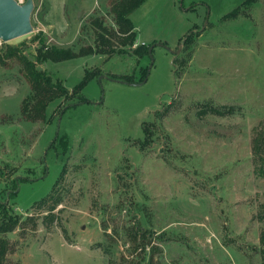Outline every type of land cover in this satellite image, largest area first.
Listing matches in <instances>:
<instances>
[{
	"label": "rangeland",
	"instance_id": "obj_1",
	"mask_svg": "<svg viewBox=\"0 0 264 264\" xmlns=\"http://www.w3.org/2000/svg\"><path fill=\"white\" fill-rule=\"evenodd\" d=\"M110 10L63 20L60 0H35L32 34L0 41V220L23 221L0 234L6 264H264V0H147L126 49ZM153 45V63L133 53ZM91 47L128 53L43 61L68 95L23 115L17 56ZM58 181L47 226L31 208Z\"/></svg>",
	"mask_w": 264,
	"mask_h": 264
},
{
	"label": "trees",
	"instance_id": "obj_2",
	"mask_svg": "<svg viewBox=\"0 0 264 264\" xmlns=\"http://www.w3.org/2000/svg\"><path fill=\"white\" fill-rule=\"evenodd\" d=\"M146 1L147 0H117L111 6L110 13H112L115 17L116 25L118 26L117 36L121 37H118V39L125 49L134 48V45L137 40L136 27L134 26L129 17ZM95 25L100 26L104 30V32H108L105 26H103L98 21H95ZM110 35L112 36L115 34L110 33ZM100 38L102 41H104L103 44H106L109 41L107 35H100ZM17 52L14 51L12 54ZM115 53H128V51L125 52V50H119L117 52L113 47H110L108 51L91 47L88 49H81L79 52H75L71 49L52 48L49 51L41 50L38 57L33 59L29 58L26 54H20L18 56L17 54H15L14 56H17L25 65V68L27 70V77L31 83L33 91L32 105L29 108L27 104L28 102H26L27 105L24 104V106L22 107L23 115L27 116L33 122H36L38 120H45L46 111L49 105L53 103L57 98H60V95H68L67 89H59L55 87L52 82L45 76V73L39 70V65H42L43 61L60 63L64 61L73 60L84 55H112ZM133 53L142 57L146 54L149 55V50L144 48V46H139L138 48L133 50ZM148 72H146L143 80L147 78ZM93 76L94 75L92 74L86 73L84 79L76 86L77 90H84L88 83L93 80ZM125 79L128 81H132L131 77H125ZM255 153L258 156H261L262 153L264 154V136H258V138L255 139ZM259 159L261 164H258L256 171L260 177L264 178V158L261 156ZM63 175L60 179L63 178ZM59 182L60 181H58L54 185V188L52 189L51 193L46 198L42 199L31 208V210H36L37 213H39L40 215L45 214L43 219L44 223H46L47 226L53 224L57 219L55 211L61 205L63 200V195L57 191V185ZM22 223L23 221L20 217L4 215L3 218L0 220V234L12 233L16 229L21 228ZM9 251V242L3 238H0V264H6L7 255ZM262 258L264 263V255L262 256Z\"/></svg>",
	"mask_w": 264,
	"mask_h": 264
},
{
	"label": "water",
	"instance_id": "obj_3",
	"mask_svg": "<svg viewBox=\"0 0 264 264\" xmlns=\"http://www.w3.org/2000/svg\"><path fill=\"white\" fill-rule=\"evenodd\" d=\"M35 10V0H26L24 4L17 0H0V41L5 43L32 34V16ZM156 45L149 49V56L153 63L152 52ZM172 54H179L172 51ZM152 65L150 66L151 69ZM149 69V71H150ZM149 74V72H148ZM148 77V76H147ZM143 81L139 85L144 84ZM129 85H137L120 81Z\"/></svg>",
	"mask_w": 264,
	"mask_h": 264
},
{
	"label": "crops",
	"instance_id": "obj_4",
	"mask_svg": "<svg viewBox=\"0 0 264 264\" xmlns=\"http://www.w3.org/2000/svg\"><path fill=\"white\" fill-rule=\"evenodd\" d=\"M111 7L110 0H106L104 5H101L97 0H81V2H73L71 0H60V14L63 20L80 17L82 13L93 14L101 7Z\"/></svg>",
	"mask_w": 264,
	"mask_h": 264
}]
</instances>
